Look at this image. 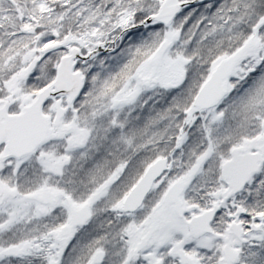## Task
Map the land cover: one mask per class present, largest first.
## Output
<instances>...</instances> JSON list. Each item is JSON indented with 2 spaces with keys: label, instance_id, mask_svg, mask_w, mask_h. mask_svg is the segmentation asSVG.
<instances>
[{
  "label": "snow or ice",
  "instance_id": "6c2138e0",
  "mask_svg": "<svg viewBox=\"0 0 264 264\" xmlns=\"http://www.w3.org/2000/svg\"><path fill=\"white\" fill-rule=\"evenodd\" d=\"M0 264H264V0H0Z\"/></svg>",
  "mask_w": 264,
  "mask_h": 264
}]
</instances>
